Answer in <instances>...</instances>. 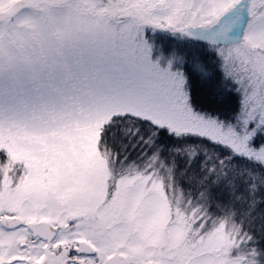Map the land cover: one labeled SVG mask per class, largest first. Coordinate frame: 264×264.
Here are the masks:
<instances>
[{
    "label": "snow or ice",
    "instance_id": "obj_1",
    "mask_svg": "<svg viewBox=\"0 0 264 264\" xmlns=\"http://www.w3.org/2000/svg\"><path fill=\"white\" fill-rule=\"evenodd\" d=\"M257 231L264 0H0V264H264Z\"/></svg>",
    "mask_w": 264,
    "mask_h": 264
},
{
    "label": "trees",
    "instance_id": "obj_2",
    "mask_svg": "<svg viewBox=\"0 0 264 264\" xmlns=\"http://www.w3.org/2000/svg\"><path fill=\"white\" fill-rule=\"evenodd\" d=\"M199 100H200V103H201V104L207 105V100H206V98H204L203 96H200V97H199ZM219 110H220L222 113H225V114L231 112V108H230V107H221ZM256 238H257L258 241H261V245H260V246H264V240H262V238H261V234L259 233V231H257V233H256ZM257 246H258V245H253V247H257Z\"/></svg>",
    "mask_w": 264,
    "mask_h": 264
}]
</instances>
